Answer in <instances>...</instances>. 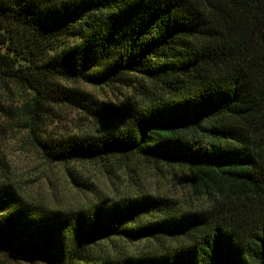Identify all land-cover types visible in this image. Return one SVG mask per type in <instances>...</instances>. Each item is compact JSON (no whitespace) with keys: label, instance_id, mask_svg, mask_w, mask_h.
I'll return each mask as SVG.
<instances>
[{"label":"trees","instance_id":"trees-1","mask_svg":"<svg viewBox=\"0 0 264 264\" xmlns=\"http://www.w3.org/2000/svg\"><path fill=\"white\" fill-rule=\"evenodd\" d=\"M121 85L105 104L66 85ZM49 162L137 155L187 170L208 205L152 194L50 209L0 182V252L45 264H264V0H0V92ZM53 104L108 119L98 134L48 136ZM168 236L172 247L118 258L91 245Z\"/></svg>","mask_w":264,"mask_h":264},{"label":"rangeland","instance_id":"rangeland-1","mask_svg":"<svg viewBox=\"0 0 264 264\" xmlns=\"http://www.w3.org/2000/svg\"><path fill=\"white\" fill-rule=\"evenodd\" d=\"M93 94L105 104L118 105L139 99L136 90L121 85L92 86L83 82H64ZM0 92V182L15 185L24 200L50 209L75 210L92 205L104 197L152 194L170 197L184 208L208 205L193 193L184 167L154 163L137 155L105 160L49 162L34 144L25 118L18 107L26 94L11 83H2ZM110 125L108 119L90 115L83 109L53 104L41 123L48 136L98 134ZM176 240L168 236L127 240L113 236L91 245L94 257L118 258L161 251ZM0 264H45L0 252Z\"/></svg>","mask_w":264,"mask_h":264}]
</instances>
